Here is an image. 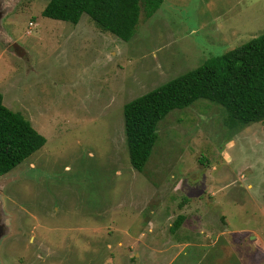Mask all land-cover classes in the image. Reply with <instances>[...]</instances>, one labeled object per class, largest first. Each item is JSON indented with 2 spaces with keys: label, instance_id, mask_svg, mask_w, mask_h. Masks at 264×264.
Segmentation results:
<instances>
[{
  "label": "rangeland",
  "instance_id": "374dc122",
  "mask_svg": "<svg viewBox=\"0 0 264 264\" xmlns=\"http://www.w3.org/2000/svg\"><path fill=\"white\" fill-rule=\"evenodd\" d=\"M49 1L0 0L4 104L47 139L0 176V264H264V124L198 100L142 172L124 126L128 102L264 34V0H165L129 42Z\"/></svg>",
  "mask_w": 264,
  "mask_h": 264
},
{
  "label": "trees",
  "instance_id": "16d2710c",
  "mask_svg": "<svg viewBox=\"0 0 264 264\" xmlns=\"http://www.w3.org/2000/svg\"><path fill=\"white\" fill-rule=\"evenodd\" d=\"M165 0H50L42 15L77 25L83 14L104 32L129 42L144 18ZM207 100L223 106L233 126L264 124V34L140 96L124 106L126 143L132 167L142 172L159 140V124L173 111ZM47 139L0 92V176L41 150ZM184 217L175 222V231Z\"/></svg>",
  "mask_w": 264,
  "mask_h": 264
},
{
  "label": "crops",
  "instance_id": "0c3cea01",
  "mask_svg": "<svg viewBox=\"0 0 264 264\" xmlns=\"http://www.w3.org/2000/svg\"><path fill=\"white\" fill-rule=\"evenodd\" d=\"M251 187H252V186L249 185V188H251ZM186 201H187V199H186ZM202 206H203V207H207V206H205V202L203 201V198H202ZM197 217H198V216H197ZM197 217H194V218H197ZM216 217H217V216H216ZM219 219H220V218H219ZM202 225H205V224H202ZM215 225H216V224H215ZM205 226H206V225H205ZM208 226H209V225H208ZM181 228H184V223L182 224V226H181L178 230H180ZM187 228H191V227L187 225ZM212 228L215 230V229L218 228V227H212ZM220 229L222 230V226H221ZM220 229H219L218 231L215 230V233H218V235H219V233H220V231H221ZM189 231H190V230H189ZM194 236H195V235H194ZM257 238H258V237H256L255 239H257ZM191 239H192V240H195V239L193 238V236H192ZM214 242H215V241H214ZM215 244H216V242H215ZM262 244H263V246H264V240L262 241ZM216 245H217V244H216ZM200 246H201V245H200ZM173 247H174V246H173ZM203 257H204V256H203ZM245 257H246L245 254H244V255H243V254L241 255L240 261H241L242 264H246V263H245V260H246L247 258L245 259ZM250 263H251V260H250ZM250 263H248V264H250Z\"/></svg>",
  "mask_w": 264,
  "mask_h": 264
},
{
  "label": "water",
  "instance_id": "95a60500",
  "mask_svg": "<svg viewBox=\"0 0 264 264\" xmlns=\"http://www.w3.org/2000/svg\"><path fill=\"white\" fill-rule=\"evenodd\" d=\"M0 38L1 39H8L5 37L1 36V32H0ZM14 50L16 52L17 55H19L20 57H23L25 55L24 50L22 49V47H20L18 44H14ZM6 233L1 232L0 233V239L5 235Z\"/></svg>",
  "mask_w": 264,
  "mask_h": 264
},
{
  "label": "flooded vegetation",
  "instance_id": "af4514ba",
  "mask_svg": "<svg viewBox=\"0 0 264 264\" xmlns=\"http://www.w3.org/2000/svg\"><path fill=\"white\" fill-rule=\"evenodd\" d=\"M14 48V47H13Z\"/></svg>",
  "mask_w": 264,
  "mask_h": 264
}]
</instances>
